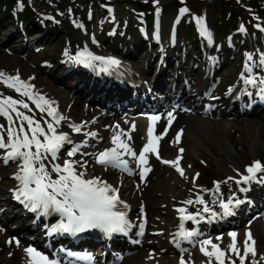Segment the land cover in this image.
<instances>
[{"label": "snow or ice", "instance_id": "6c2138e0", "mask_svg": "<svg viewBox=\"0 0 264 264\" xmlns=\"http://www.w3.org/2000/svg\"><path fill=\"white\" fill-rule=\"evenodd\" d=\"M156 2L158 3V0ZM159 11L157 9V13ZM187 11V8L180 9L181 14ZM196 19L197 23L201 25L202 33L210 35L203 20L199 17ZM83 56L84 53H80L78 57H70V59L80 63H90V61L82 59ZM93 59L106 60V63L110 66H119L120 64L119 60L111 57H93ZM248 59L251 60L252 56L249 55ZM260 63L264 65V54L261 56ZM247 71L251 73L252 68L247 67ZM242 78L246 85H264V77H260L259 79H256L254 76L244 78L242 74ZM0 82L27 98H14L11 95H4L0 92V116L5 117L7 120V127L4 124H0V150H2L0 151V158L5 163L8 161L17 163V171L14 173L13 178L19 182V185L12 190L14 198L21 200L30 211L38 212V214L47 216L50 213H58L60 220L57 224L51 226L50 233L66 232L75 235L90 229H99L110 236L114 232H125L131 228L133 225L128 220L126 213L128 206L120 199L117 187H114L106 180H102L100 177L92 176L85 178L86 172L82 170L85 165L81 164L80 161L64 159L61 163L56 162L59 158L58 153L64 143L72 142L67 133L57 131L56 125L64 117H58L56 108L53 107L55 102L46 99L39 92L34 93L31 91L30 89L34 86L20 79L18 73L9 75L0 72ZM247 94L251 95L250 92ZM259 94L264 98V86L259 87ZM28 100L33 101L35 107L41 113H46L52 120H46L42 123L34 115L28 114V112L32 111L30 104L27 102ZM24 110H28V112ZM168 116L172 117V113L169 112ZM157 119H159L157 116L150 117V120ZM171 122V119H169L168 124L170 125ZM72 127L76 132H80L82 125H72ZM132 127L134 129L135 125L133 124ZM166 133L167 128H165L164 134ZM182 134L183 129H180L173 143H178ZM87 135L95 136L96 133L91 132L87 133ZM148 135V142L144 144L138 156L129 144L119 141L118 136H113L112 143L115 146L105 148L102 152L96 154L97 163L111 165L123 171L131 172L128 160L122 159L125 154L136 158L140 165L148 163L146 153H155L157 158L160 159L156 141L161 137L153 136L151 125L148 129ZM128 139H131V137L129 136ZM84 143L87 142L85 141ZM118 149H123V151H119ZM78 151L79 146H74L67 152V156L73 157ZM179 151L183 153L184 149L181 148ZM180 159L181 157L177 156L175 160H163L162 162L173 165L181 176H185L184 169L179 165ZM77 165H79L81 170H78ZM150 171L151 168H143L141 176H145ZM246 172L248 175H242L240 180L236 181L237 184L254 179L264 181V175H258L264 174V164L259 160L254 161L252 165L248 166ZM197 175L199 174L197 173ZM54 176L55 178H53ZM229 179L233 178L230 177ZM216 189L217 191L219 190V182H217ZM240 190L244 191L245 189ZM198 202L205 205L202 209L203 212L211 211L202 197L199 198ZM240 202L235 197L226 201L221 199L220 208L223 210V214H232L233 206L238 205ZM185 203L192 204L193 201L189 199ZM177 211L181 214V222L179 225L180 231L176 235L182 240L191 241L198 233L195 230L185 229L184 222L191 220L198 224L200 219H204V217L199 211L187 213V215H185L187 211L185 208H179ZM216 215L217 213L212 212L213 218ZM46 227L48 226L46 225ZM139 227L140 234H143L144 224H141ZM229 236L232 238V243L228 245V249L240 257L241 264H244L248 253H251L255 257L256 241L253 239L250 230L245 235L244 255H240V249L236 246L237 233L230 232ZM250 241L251 243H249ZM8 242L12 243L13 241L10 239ZM15 243L17 246L20 245L19 240H15ZM176 245L177 247L180 246L179 240L176 241ZM199 245L200 251L206 257L215 256L219 264H224L226 252L219 245L212 244L210 239L200 241ZM207 245H211L214 251H208ZM24 252L28 256L27 264H59L58 260L49 259L45 253L32 246L24 248ZM151 258L152 255L150 254L149 259ZM179 264H186L183 257L180 259ZM230 264H235V261H230ZM253 264H257V262L254 260Z\"/></svg>", "mask_w": 264, "mask_h": 264}, {"label": "rangeland", "instance_id": "374dc122", "mask_svg": "<svg viewBox=\"0 0 264 264\" xmlns=\"http://www.w3.org/2000/svg\"><path fill=\"white\" fill-rule=\"evenodd\" d=\"M66 2H69V0H66ZM167 2H168V0H167ZM124 9H126V7L123 5L119 8L120 11L124 10ZM210 15L212 17V12H210ZM63 27L65 28V32L63 33V38L60 35L57 37L51 36V38L48 40L50 42V46H51L52 50H50L49 52L40 54V55H32L33 59L34 58L40 59L43 56L53 57L55 55V53L53 51H55L57 49L59 43H63L64 35L67 33V30H68V24L63 25ZM9 31H10L9 29H2L0 32L1 38H6ZM50 53H53L54 55H51ZM15 59L16 58L8 56L6 53H4V50L0 49V65L1 66L13 68L15 66ZM18 62H19V66L21 67L24 75H26L30 71L38 70V69L33 68V64L31 65L28 63L24 64L20 61H18ZM143 64H144V62H143ZM46 77H48V76H46L45 74H43L42 76L38 75L39 84H43V85L47 86L48 88L58 90L61 92V90H59L60 86H58L55 82V78H54L55 73H53L52 79L48 78V81H47ZM59 94H61V93H59ZM60 98L62 100H67L68 97L64 94L63 97H60ZM252 120H255V123H257L256 127H254V125L252 124ZM205 124L209 127H212V126L218 127L217 124L208 125V122H206V121H205ZM235 127H237V129H235ZM233 128L235 129V132H232V130H227V135L224 138L226 143L228 144V146L230 148V150H229L230 156H228V152L225 149L222 150L220 147V144H218L212 138L206 137L204 135H200L201 139H199V140H201L202 144L199 146L198 153L200 156H202L203 158H205L209 161L210 167L213 166L212 169L216 172V176L225 175V173L228 171L226 165H228L230 163V161L233 160L234 162H236V161L240 162V159L235 152V146H237L238 143L244 144V146H245V149L243 147V151L240 152L241 157H245V155L247 157V159H245L244 162H247L250 159V157H254V156H258V155L264 158V116L245 119L242 121H237V123L235 125H233ZM237 130L240 132V136L238 138L236 136ZM256 142H259V145H257V147L254 149ZM184 143L186 146L188 145V147L192 150V152H191V151H189V148H188L187 154H188L189 158L195 161V158H196L195 156H197L195 153L196 150L192 149V147L189 145L187 140ZM208 145H210L212 147L211 149H213V151L216 152L215 155L211 154V151H210V148H208ZM244 150H245V153H244ZM195 164L197 165V167L201 168L203 170V173H204L206 168H204L203 166L198 164L196 161H195ZM156 172L151 177V184L149 185L148 189L146 190V192L144 194L145 196L151 195L150 194L151 193L150 187L152 186V182L155 181L156 178L160 174V172L159 173H156ZM166 174H168V172H166ZM162 177H163V179H165L166 178L165 174H162ZM202 177H205V176L203 175ZM0 180H1L0 184H2L3 181L8 182L7 178L4 175H2V177H0ZM167 183L170 184V181L168 180ZM148 206H149V208H151L150 205H148ZM257 234L260 235L258 230H257Z\"/></svg>", "mask_w": 264, "mask_h": 264}, {"label": "bare ground", "instance_id": "6f19581e", "mask_svg": "<svg viewBox=\"0 0 264 264\" xmlns=\"http://www.w3.org/2000/svg\"><path fill=\"white\" fill-rule=\"evenodd\" d=\"M170 13L166 12V15H168ZM165 15V16H166ZM78 32L73 30L72 34H77ZM183 123H187V130L184 134V141L185 139L188 140V143L190 144V146H194L196 148V150H198L199 145H198V141L199 139L196 137L197 135H199V133L202 131V129L205 131V133L211 137L214 141H216L218 144H220V147L222 150H226L228 152V156H230L229 154V146L226 143L224 137H225V126L222 124H219L218 127H212V128H208L207 126H205V124H200L198 121H196L195 119L192 118H187L184 117V119L182 120ZM257 125L255 124L254 127H256ZM198 129V130H197ZM183 141V142H184ZM256 145H259V142H257ZM257 147V146H256ZM179 180L177 179V182ZM152 188H155V190L157 191H162V189H166V180L163 179L162 177L158 176V178L156 179V181L153 182L152 184ZM170 191H172V189H170ZM129 199L131 200H137L138 196L137 194H134L133 196L130 194L127 196ZM148 198V203L154 207H156V205L158 203H160V199L157 198L154 193L152 192L151 195L147 196ZM1 256V255H0ZM4 260L0 259V263L3 262Z\"/></svg>", "mask_w": 264, "mask_h": 264}]
</instances>
